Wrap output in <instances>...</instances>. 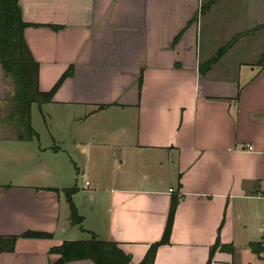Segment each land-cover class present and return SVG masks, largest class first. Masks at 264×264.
<instances>
[{
    "label": "crops",
    "instance_id": "obj_1",
    "mask_svg": "<svg viewBox=\"0 0 264 264\" xmlns=\"http://www.w3.org/2000/svg\"><path fill=\"white\" fill-rule=\"evenodd\" d=\"M19 4L24 20L38 25L25 30V39L40 66V90H51L74 70L50 104H34L51 120L53 133L45 124L50 139H0V238L28 231L54 235L19 237L13 252H0V264H54L60 256L52 248L93 236L117 243L131 264H140L163 237L174 193L181 196L170 242L159 247L154 264H207L218 237L231 251L218 249L211 264H264L263 50L252 60L237 56L235 49L247 43L240 31L228 61L202 74L204 0ZM237 13L250 17L244 23L251 30L264 33V0H227V15ZM8 80L0 65L1 104L9 97ZM123 124L127 139L98 130L118 128L122 137ZM75 125L76 134L65 131ZM68 144L82 161L113 157L112 169L99 165L96 184L82 187L98 215L95 229L84 226L83 216V230L71 225L65 190L76 188V205L81 189L62 187L56 182L60 169L45 159L65 153L60 147ZM108 146H116L111 156L104 152ZM35 161L39 165L31 169L21 166ZM8 163L17 168L10 170ZM128 166L137 173L125 177ZM154 166L167 171L152 175ZM83 167L81 176L87 173Z\"/></svg>",
    "mask_w": 264,
    "mask_h": 264
},
{
    "label": "trees",
    "instance_id": "obj_2",
    "mask_svg": "<svg viewBox=\"0 0 264 264\" xmlns=\"http://www.w3.org/2000/svg\"><path fill=\"white\" fill-rule=\"evenodd\" d=\"M20 0H0V65L7 78L14 83V93L8 97L13 105L12 119L22 131L20 140L31 141L38 139L39 135L32 127L31 110L34 104L40 108L50 104L54 95L65 82L73 75V67L60 78L56 85L49 91L40 90L39 86V63L35 60L31 49L25 39V30L31 26H38L27 23L23 18V12L19 4ZM218 0H211L210 5H203L200 14L215 4ZM197 21V17L193 18ZM190 24V23H189ZM182 31L173 41L174 47L184 34ZM242 35L240 34V37ZM232 39L227 47L221 49L216 56L204 62L200 66V71L205 74L217 63L219 58L228 51L234 44ZM139 87H142V75L139 79ZM58 191V190H55ZM76 188L65 190L67 202L70 206V222L72 226H79L82 229L83 217L79 214L78 208L73 201ZM180 202V195L174 193L171 200V207L161 241L152 245L145 258L140 264H154L157 251L160 246L169 244L173 231L175 214ZM221 227L219 228V232ZM22 238L51 239V233L28 231ZM18 236L1 237L0 252H13ZM221 249L229 251V247L222 245L219 237L211 249L207 264L212 263L213 255ZM231 251V250H230ZM51 254H58L59 260L54 264H68L70 262L91 260L94 264H131V255L125 253L117 243L108 240H99L93 236L90 240L64 241L59 247L52 248Z\"/></svg>",
    "mask_w": 264,
    "mask_h": 264
},
{
    "label": "rangeland",
    "instance_id": "obj_3",
    "mask_svg": "<svg viewBox=\"0 0 264 264\" xmlns=\"http://www.w3.org/2000/svg\"><path fill=\"white\" fill-rule=\"evenodd\" d=\"M210 3L211 0H204V5H210ZM200 16L201 17H200L199 48H200V52L202 53L204 61L209 60L206 58V56L212 49L214 50L213 56H216V54L221 49L227 47V44L232 39H234L235 41L234 44H236L240 39V33H241L240 31H243L242 34L244 37L242 39L247 43H245L244 46L235 49L237 56H242L243 58H247L246 60H252L256 58V55L259 54L261 49L264 52V33L260 31H256V29L251 30V27L246 23H244V19L246 18L249 19L250 17H244L239 15L238 13L236 15H231V14L227 15V0H218L215 4L209 7V9L207 8L203 14H200ZM234 44L232 45V47L234 46ZM227 55L228 54L226 50V52L219 58L217 63L219 61H228L227 59L229 58V55L228 56ZM7 83H8L7 86L9 88V95L11 94L12 96L14 93V83L11 79H9ZM12 111H13V105L8 99L5 103L2 104L0 103V128H2L0 129V139H7V140L14 139L18 141L20 140L19 139L20 135H22L23 133L19 128V126H17V124L13 122L11 116ZM122 118L124 119L125 122H128L126 114H123ZM113 119H116V117L113 116L105 117V120H113ZM50 122L51 120L49 118L45 120L43 115L40 113L39 109H37V106L33 105L32 127L34 128L35 132L40 136V139H50L45 127L46 124L48 129L51 131V133H53L54 129ZM70 129L73 131L74 134H76V132L78 131L76 125L75 128L69 127L68 129L66 128L65 131H68ZM98 130L111 132L112 138L110 139H127L129 128L128 125L126 126L124 125V127L121 128V130L124 133L122 137L116 136L117 132L119 131L118 128L116 129L108 128V129H98ZM68 139H72V138L70 137ZM29 145L31 147V144ZM13 148L16 151L18 145H15ZM60 148L66 150V152L60 153L55 158H52L51 156H49L51 154H48L45 156V159L46 160L49 159L50 163L55 164L60 169L59 170L60 175L57 176L56 182H58L64 188H71L76 186L77 188L81 189L79 195L75 199L79 214L86 218V222L84 223V226L86 228L95 229L100 225V223L98 222V215L94 214V212L91 210L92 205L89 203V200L87 198L88 190L85 191L83 190L82 187L87 181L88 183L91 182L92 184H96V181L99 179L96 174L97 171L99 170V165L102 168H104L105 166H107V169H109V167L111 168L113 166L112 163L113 157L106 160V162L104 161V163H99L97 159H94L93 157L89 158L88 161L86 160L82 161V159L77 153L72 154L70 144ZM115 148L116 146H108L106 147V150H104V152L108 151L106 152V154L111 156L112 154L115 153L114 152L116 151ZM119 151L120 150H118V152ZM104 152L103 154H105ZM96 153H97L96 151H93L92 156L96 155ZM69 155H71L74 158L75 163L70 161ZM8 165L11 167L10 170H15L17 168L15 164L8 163ZM37 165H39V163L35 161V162H28L27 164L24 162L21 166H28V168L31 169L33 167H36ZM83 166H86L87 173L86 175L81 176V173L83 172L84 169ZM132 168L135 171V168L134 167ZM130 169L131 166L125 168V170H127L125 177L129 173V171H131ZM134 171L131 172L137 173ZM166 171H167L166 167L163 168V167L154 166L151 170V174L164 175ZM7 179L9 180V178Z\"/></svg>",
    "mask_w": 264,
    "mask_h": 264
},
{
    "label": "built area",
    "instance_id": "obj_4",
    "mask_svg": "<svg viewBox=\"0 0 264 264\" xmlns=\"http://www.w3.org/2000/svg\"><path fill=\"white\" fill-rule=\"evenodd\" d=\"M86 185H88V183H86ZM180 196H181V194H180ZM262 233H263V238H262V241H261L260 245H261V247H262V249L264 251V224L262 225Z\"/></svg>",
    "mask_w": 264,
    "mask_h": 264
}]
</instances>
